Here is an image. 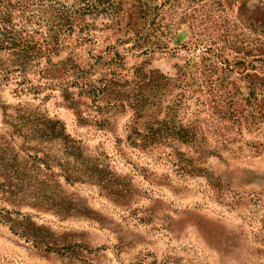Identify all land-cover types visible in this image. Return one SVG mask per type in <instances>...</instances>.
<instances>
[{
    "label": "rangeland",
    "instance_id": "obj_1",
    "mask_svg": "<svg viewBox=\"0 0 264 264\" xmlns=\"http://www.w3.org/2000/svg\"><path fill=\"white\" fill-rule=\"evenodd\" d=\"M115 1L122 5L119 17L77 18L51 59L72 57L85 68L117 53L119 79L143 63L171 77L183 74L176 120L198 129L204 151L178 147L200 172L180 170L169 148L131 144V127L141 128L143 120L135 124L126 104L111 106L103 123L86 97L70 107L58 83L29 74L41 83L38 94L15 92L13 80L2 83L1 103L38 107L61 120L89 154L105 157L122 195L67 186L93 216L66 219L2 204L75 246L41 251L0 223V264H264V0H153L158 41L166 47L146 54L132 47L143 23L140 0ZM175 92L164 95V103H172Z\"/></svg>",
    "mask_w": 264,
    "mask_h": 264
},
{
    "label": "trees",
    "instance_id": "obj_2",
    "mask_svg": "<svg viewBox=\"0 0 264 264\" xmlns=\"http://www.w3.org/2000/svg\"><path fill=\"white\" fill-rule=\"evenodd\" d=\"M139 4L143 23L136 30L132 47L142 54L164 49L154 22L158 7L153 0H140ZM122 11L115 0H72L70 5L58 0H0V84L13 80L15 92L38 94L41 83H33L29 74L37 80L58 83L55 85L70 107L86 97L96 112L104 115L103 123H107L111 106L126 104L133 111L135 124L143 120L141 128L131 127V144L144 150L169 148L180 170L197 174L200 168L196 161H187L178 147L198 149L199 155L204 151L198 129L176 120L182 104L180 89L186 86L183 74L178 71L171 77L159 69L146 70L143 63L134 69L132 77L119 79L117 69H123V65L117 53L110 61L96 59L85 68L72 57L51 59L60 51L77 18H115ZM175 90L178 92L172 103H164V95ZM0 110L5 125L0 132V223L41 251H72L75 244L66 243L67 235H57L30 215L5 209L2 204L28 206L62 219L91 217L93 212L85 199L66 187L95 185L119 197L121 184L105 157L89 154L58 118L21 104L0 102ZM162 111L164 117L159 119Z\"/></svg>",
    "mask_w": 264,
    "mask_h": 264
}]
</instances>
